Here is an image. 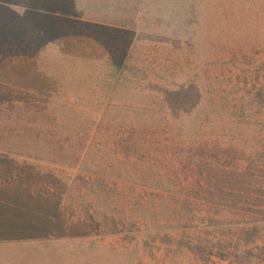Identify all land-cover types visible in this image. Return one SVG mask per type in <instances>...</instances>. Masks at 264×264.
Returning a JSON list of instances; mask_svg holds the SVG:
<instances>
[{
	"label": "rangeland",
	"instance_id": "1",
	"mask_svg": "<svg viewBox=\"0 0 264 264\" xmlns=\"http://www.w3.org/2000/svg\"><path fill=\"white\" fill-rule=\"evenodd\" d=\"M0 264H264V0H0Z\"/></svg>",
	"mask_w": 264,
	"mask_h": 264
},
{
	"label": "trees",
	"instance_id": "2",
	"mask_svg": "<svg viewBox=\"0 0 264 264\" xmlns=\"http://www.w3.org/2000/svg\"><path fill=\"white\" fill-rule=\"evenodd\" d=\"M200 94H201V92H200ZM255 95L257 96V94H255ZM195 101H196V104H195V106L192 109V113L191 112L190 113L185 112L184 113V116L185 117H188V116L190 117L194 112H196V114L198 113L196 115L197 117L200 114L199 113V110H196L197 108H199V105H200V103L202 101V99L200 98L199 92H197V98L195 99ZM246 111L247 110L245 108H243V107L240 108L239 107L237 109V111H236L235 116L237 118H240V117L243 118L246 115ZM206 117L208 119V117H209L208 114H206ZM200 122L202 124L201 127H200V129H201L202 126H205L206 125V122L207 121H203V120L201 121V119H199V123ZM60 127H62V126L60 125ZM129 142H130V145H134V146L136 145V142L134 143L133 138L130 139ZM127 143L128 142L123 143V144L120 145L119 158H120V155H123L124 154V152H125L126 149L131 148V146H127ZM109 147H111V145H109ZM117 148H119V146H117ZM126 153H128V150H126ZM102 154H103L102 151H98V156H100ZM159 154L160 153H158V152H154V153L148 154L146 156V158H145V161L143 162V166L142 167H138V168L136 167L137 168L136 169V173L135 174L133 173V175H131V178L130 179H133V181H134V179L136 178L139 182L143 183L142 185L145 186V189H149V190L155 191V192H160V193H163V194L171 197V199L174 202V206H176L179 203L180 204H183L184 203V205H186V203L189 202V200H188L189 198L188 197H190V196H195L192 199H195V201H196L198 199L197 196L199 195L198 192L200 190L201 191H204V192L206 191L205 189H203V185L201 183H197L196 184V180H195L196 177L195 178L194 177H192V178L191 177L185 178L183 180V181H185V183L184 184H181V186H179L178 188H176V189H179V191H180V192H178L179 194L178 193H175L174 192L175 190H173V188H175V187H173V186L170 185L169 178L172 176L173 173L176 174V170L177 169L176 170L175 169L174 170H170L171 172L168 171V172H164L163 174H161L158 171V165H159L161 156L163 158H165V161L168 162V165H170V162L166 158L167 157L166 154H164V155H161L160 154L161 156ZM136 155H137V153L132 156V160L138 161L137 160L138 157ZM101 158L102 157H99V159H101ZM135 166H137V165H135ZM191 168H192V164H191ZM191 168H188L189 169L188 171H192ZM186 170H187V167H186ZM102 171H103L102 173L98 172V176H100V178H104V179L109 178V180L111 178L124 179L121 176V174H117L118 172H113L111 174L106 169H104ZM200 175H202L201 172H200ZM174 178H177V179H179V181H182V180H180V177L179 176H175ZM51 179H55V176L54 177H51ZM193 183H195V185H193ZM113 187L114 186H112L110 188H106V190H104V191H103V189L100 190L98 188V207H101V205H105V204L107 205L108 203L109 204L107 206H109L112 203L110 200H104L103 195H107V196L113 195L112 194V191H114L113 190ZM245 189H246V187L244 188V190ZM183 190L187 191L186 194L183 192ZM250 191L251 190H249V189L245 190V192H247L246 193V196L247 197H249L251 195V192L252 191L251 192ZM190 192H192V193H190ZM230 192H231V193H229L230 197H232L234 199L236 198V200H238L237 198L239 197V195H241L242 189L241 188H237L236 189V187H235V188H232ZM139 199H141V197ZM245 203H246V205L252 207L253 209H258V207H259V205L257 203H254V202H252L250 200H247ZM143 204H148V202L144 199V200L138 201L135 204L133 203V205H131V207H132L131 208L132 209L131 210V213H134L136 215V217H137V218L136 217L133 218L134 219L133 220V224L136 223L135 221H137V220H138V225L139 226H146V225H148V223H150L151 219L148 222V221L145 220V218H143L141 216L142 209H143ZM236 205L237 204L235 202L232 205V208H236L237 207ZM190 206H191V203H190ZM55 210H53V211H55ZM115 211L117 213L118 212L119 213H123L124 212V210H122V207L121 206H119V205L116 204V206L114 207V204H113V207H112V209H111L110 212L113 213ZM175 212H176V210H175ZM207 212H208V210H207ZM207 212L202 213V214L203 215H205V214L210 215L209 214L210 212H208V213ZM236 213L237 212L233 213L232 215L234 217H236V218L240 217V215L238 213L237 214ZM105 219H106V217H102V221L105 220ZM131 220H132V218H131ZM237 221H238L237 223H240L239 220H237ZM107 222H109V223L107 224ZM103 223L106 225V227L108 228V230L111 229L110 231L113 234H119V233H121V231L124 229V225H125L123 220H120L119 218L116 219L115 217H109L106 220V222H103ZM107 225H109L110 228ZM98 227H99V222H98Z\"/></svg>",
	"mask_w": 264,
	"mask_h": 264
}]
</instances>
